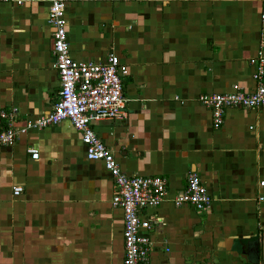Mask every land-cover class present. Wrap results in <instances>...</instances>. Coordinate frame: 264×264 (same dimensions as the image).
Segmentation results:
<instances>
[{
  "label": "crops",
  "instance_id": "1",
  "mask_svg": "<svg viewBox=\"0 0 264 264\" xmlns=\"http://www.w3.org/2000/svg\"><path fill=\"white\" fill-rule=\"evenodd\" d=\"M47 12L44 0H0V111L16 128L58 97ZM64 14L72 58L113 53L127 67V117L90 123L120 170L164 177L169 197L194 171L210 195L201 210L165 200L140 211L149 264H264V106L229 107L215 127L197 99L254 89L264 0H66ZM114 190L68 119L19 133L0 146V264H122Z\"/></svg>",
  "mask_w": 264,
  "mask_h": 264
},
{
  "label": "built area",
  "instance_id": "2",
  "mask_svg": "<svg viewBox=\"0 0 264 264\" xmlns=\"http://www.w3.org/2000/svg\"><path fill=\"white\" fill-rule=\"evenodd\" d=\"M15 1L21 3V0ZM44 1L48 3L46 21L53 30L51 52L54 57L53 66L59 76L58 97L48 112L40 114L35 119H28L24 126L19 128L14 127L13 111H0V118L5 121L0 127V146L14 143L19 133H24L30 128H41L68 119L80 133L86 157L101 160L112 176L115 190L111 203L121 207L123 214L122 264H149L152 242L147 235L140 233L142 224H149L143 223L140 211L145 207L158 206L165 200H170L177 206L187 203L201 210L209 204L210 195L194 171L187 173L183 189L169 197L164 177L127 175L120 170L112 152L96 135L90 123L94 120H122L127 117V98L122 87V78L127 74V67L121 64L113 53H110L103 62L72 58L69 54L67 20L64 14L66 0ZM250 63L255 65L252 74L255 86L252 91H244L238 85H233L231 91L198 95V101L210 108L215 127L221 125L225 110L229 107L264 106L262 50L259 49L257 55L250 58ZM26 151L33 159L39 155L38 150L32 146L27 147ZM21 191L20 185L12 187L13 195H18Z\"/></svg>",
  "mask_w": 264,
  "mask_h": 264
}]
</instances>
